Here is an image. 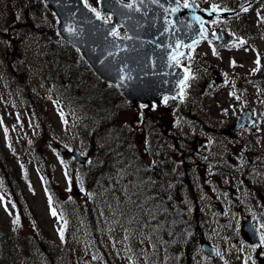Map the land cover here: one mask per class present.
<instances>
[{
  "label": "rangeland",
  "instance_id": "1",
  "mask_svg": "<svg viewBox=\"0 0 264 264\" xmlns=\"http://www.w3.org/2000/svg\"><path fill=\"white\" fill-rule=\"evenodd\" d=\"M87 2L98 9V0ZM54 17L37 0H0V236L9 242L0 239V264H49L48 255L63 246L85 257V264H177L188 234L216 250L208 255L198 246L192 264H256L264 245L251 244L240 223L249 216L264 234V170L255 159L245 173L239 146L253 155L264 151V87L228 75L254 73L255 55L228 52L211 60L222 69L221 83L194 99L195 110L214 105L204 116L207 123L226 121L217 111L220 103L232 119L251 108L258 115L254 125L237 134L209 135L182 114L181 103L158 110L124 104L112 128L121 138L133 131L134 153L99 172L87 191L86 167L60 153L57 144L99 162L90 144L107 141L111 127L94 136L101 120L98 98L105 105L121 98L58 38L51 29ZM155 120L170 132L161 148L152 132ZM195 136L203 139L199 147L192 145ZM86 204L95 214L93 228ZM92 233L108 261L96 255ZM169 244L171 254L164 250Z\"/></svg>",
  "mask_w": 264,
  "mask_h": 264
},
{
  "label": "water",
  "instance_id": "2",
  "mask_svg": "<svg viewBox=\"0 0 264 264\" xmlns=\"http://www.w3.org/2000/svg\"><path fill=\"white\" fill-rule=\"evenodd\" d=\"M43 3L58 19V35L75 46L88 65L128 101L160 102L165 95L178 96L185 74L174 60L184 53L181 43L187 41L183 29L188 26L181 9L171 11L157 0H100V12L112 16L111 22H104L84 0ZM119 26L125 28V37L112 34ZM243 114L249 119L247 125L251 124L248 110ZM58 148L66 152L64 147ZM70 154L81 163L86 161L76 149ZM241 228L252 242L260 240L259 230L249 219L242 222ZM202 247L214 253L206 244ZM258 264H264V255L258 258Z\"/></svg>",
  "mask_w": 264,
  "mask_h": 264
},
{
  "label": "flooded vegetation",
  "instance_id": "3",
  "mask_svg": "<svg viewBox=\"0 0 264 264\" xmlns=\"http://www.w3.org/2000/svg\"><path fill=\"white\" fill-rule=\"evenodd\" d=\"M181 8L184 12V18L186 22L191 19L193 22V29L190 31L191 34L195 35L199 31L198 22L200 23V17L202 22L209 32H215L221 29L217 34V38H229L230 41L226 42H215L208 39H201L188 46V57H183L179 61L186 64L187 71V88L183 87L182 98L179 100L184 106L182 111L183 115L191 116H206L210 110L213 109L214 105L210 108H203L202 110H195V104L192 99L198 95L193 94V90L200 91L205 88H210L212 83L220 82V70L211 64L213 59H221L227 57V53H245L248 57L251 54L261 53L258 59L260 63L264 61V0H178ZM188 5L185 7V5ZM217 5L218 10L211 12V6ZM247 8V11H243ZM220 9H227L223 11ZM202 11V12H199ZM207 16H210L208 18ZM199 18V19H197ZM244 41L243 44L240 41ZM215 53V54H214ZM193 69H197L198 73H195ZM200 75H205L200 85ZM233 76V74L229 75ZM242 77V75H239ZM264 77V69H263ZM251 80H254L256 84L263 83L264 80L258 74L250 76ZM204 82L208 85L204 86ZM214 86H212V89ZM219 91V90H217ZM170 102V98L167 99L166 104ZM218 103L217 111L222 112V119L226 120L223 124H205L200 122V130L209 135L225 134L228 133V128L233 124V120L230 118V113L226 112L223 108L221 109ZM163 105V104H162ZM161 105V106H162ZM229 118V119H228ZM228 119V120H227ZM225 127V128H224ZM152 132L155 140V144L158 147H162L164 137L163 131L158 130L156 120L152 123ZM202 140L200 141V144ZM156 150H160L156 147ZM247 158H250L247 154ZM257 159H260L261 168L264 169V151L256 155ZM165 159V158H164ZM166 160V159H165ZM245 168H247L245 166ZM248 169V168H247Z\"/></svg>",
  "mask_w": 264,
  "mask_h": 264
},
{
  "label": "trees",
  "instance_id": "4",
  "mask_svg": "<svg viewBox=\"0 0 264 264\" xmlns=\"http://www.w3.org/2000/svg\"><path fill=\"white\" fill-rule=\"evenodd\" d=\"M37 3L39 5V8L42 6L41 5V1L37 0ZM31 9V7H29V9L27 10V12H29ZM82 60V58H81ZM83 61V60H82ZM85 67L90 71V69L88 68V66L85 64V62L83 61ZM91 72V71H90ZM98 96V95H97ZM100 100L99 103H97V110L99 111V113L101 114V120L99 123L96 124L95 128H96V133L97 131L100 132L102 131L106 126V121H107V113H105L106 111H108V113L111 115L112 111H114L115 114V110L118 107H123L124 102L120 99L119 102H112V103H108V104H101L102 98H98ZM105 111V112H104ZM107 143V142H106ZM105 142L96 144L93 142L92 140V146H94V149L96 152L98 153H102V163H104V165H109V164H113L114 163V159L118 158L121 152H125L124 147L119 144L120 142H118L117 138H116V134L112 133L110 135V139H109V143L113 144V148H111L110 150L106 149L107 148V144ZM124 150V151H123ZM96 172H95V168H90L87 170L86 175L87 177L85 178V188L87 191H90L91 187L94 184H91L92 182L94 183L95 181V176ZM151 188L149 187L148 191ZM138 194H142V192L140 190H138ZM88 220L90 222L91 227H95L96 223H95V217H93L91 211L88 212ZM93 235L91 236L92 240L91 243L95 246L96 248V255L100 256L103 260H109V255L106 252V250L104 249L103 245L100 242L99 237L96 235V233H92ZM169 237H173V234L169 233ZM200 236L196 235V234H190L188 236V239L184 245V247L182 248L181 252L178 255V261L177 264H192L193 261V253L196 251V248H198V241H199ZM0 239L6 241L7 243H9L4 237L0 236ZM7 239H13L14 241L16 238L13 236H10ZM172 248V244L169 245H164V250L167 252L168 249L169 250V254H171L173 252V248ZM48 261L49 264H85L88 263V260L85 257H80L77 256L73 251H71L70 248H67L66 246H63L62 248H58V250L53 251L52 253H50L48 255Z\"/></svg>",
  "mask_w": 264,
  "mask_h": 264
},
{
  "label": "snow or ice",
  "instance_id": "5",
  "mask_svg": "<svg viewBox=\"0 0 264 264\" xmlns=\"http://www.w3.org/2000/svg\"><path fill=\"white\" fill-rule=\"evenodd\" d=\"M187 6H188V5L186 4L185 7H187ZM126 7H132V6H131V5H127ZM217 10H218L217 5L213 4V5L211 6L210 11H211V12H216ZM220 10L227 11V9H220ZM247 10H248L247 8H244V9H243V11H247ZM93 11H95V9H93ZM173 11H175V9H174ZM97 17H99V13H97ZM197 19H199V18H197ZM112 34H113V35H116L115 32H113ZM202 34H204V33H203V30H202ZM240 43L243 44L244 41L241 40ZM214 54H215V53H214ZM256 62H257V64H259V63H260V60L258 59ZM187 79H188V77H186L184 81H181V84L183 85L184 88H187V82H186ZM181 98H182V97H181ZM167 99H168V98L165 97V103L167 102ZM51 214H52L53 216H56V212H55L54 210L51 212ZM13 223H14V224H18V220H14ZM60 236H61V239H63V229H60ZM260 244H261V245H264V234H262V235L260 236ZM217 254H218V253H217Z\"/></svg>",
  "mask_w": 264,
  "mask_h": 264
}]
</instances>
